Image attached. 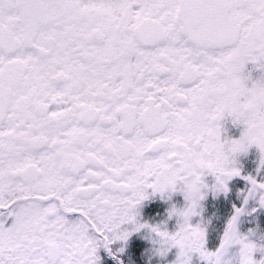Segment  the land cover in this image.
Instances as JSON below:
<instances>
[{"label": "snow or ice", "instance_id": "snow-or-ice-1", "mask_svg": "<svg viewBox=\"0 0 264 264\" xmlns=\"http://www.w3.org/2000/svg\"><path fill=\"white\" fill-rule=\"evenodd\" d=\"M248 62L264 67V0H0V264H95L148 189L187 199L211 172L226 190V116L244 126L232 154L264 153V94L235 104ZM241 211L215 250L191 224L174 246L231 264L238 244L257 264L226 244Z\"/></svg>", "mask_w": 264, "mask_h": 264}, {"label": "flooded vegetation", "instance_id": "flooded-vegetation-1", "mask_svg": "<svg viewBox=\"0 0 264 264\" xmlns=\"http://www.w3.org/2000/svg\"><path fill=\"white\" fill-rule=\"evenodd\" d=\"M264 72L256 65L248 62L245 65L244 74L247 78L241 79L238 97L235 101L236 107L242 111H248L257 107L261 95L254 79ZM231 87V80H225L222 88ZM87 91L81 90V94ZM222 137L236 139L243 131V125L233 124L231 117L226 116L221 122ZM260 151L255 144L249 145L246 150L237 152L232 156V166L239 168L240 175H234L225 181L226 190L221 189L213 192L211 189H201L202 195L197 204V212L189 218V223L199 225L204 230V247L209 251L215 250L222 239L223 232L228 220L233 216L236 208H242L236 219V228L239 233L248 237L253 242L264 245V206L259 205V193L255 196H248L245 200L249 181L244 176H254L257 181L264 182V165L259 164ZM206 185L216 182L211 172H205L201 177ZM178 182L175 190L165 193L152 192L148 189V195L135 207L134 212L137 220L144 225H159L161 230L175 232L177 229L178 217L169 215L168 209L173 205L182 208L188 202L185 193L181 190ZM123 227H126L125 225ZM149 236V228L141 227L129 231L125 240H112L107 247L100 244L95 251V264H172L176 259L178 248L172 246L163 256L151 255L148 250L155 245L154 240L158 239L156 233ZM264 257V246L253 252L254 259ZM226 258L231 264H238L239 245L233 244L226 253ZM189 264H206L198 253H191Z\"/></svg>", "mask_w": 264, "mask_h": 264}, {"label": "clouds", "instance_id": "clouds-1", "mask_svg": "<svg viewBox=\"0 0 264 264\" xmlns=\"http://www.w3.org/2000/svg\"><path fill=\"white\" fill-rule=\"evenodd\" d=\"M257 67L260 68L261 70H264V67H261L259 65H257ZM246 78L247 77L244 74H241V79H246ZM254 83L259 90L264 92V72H262V74L260 76H258L257 78L254 79ZM225 140L227 142V147H225L224 149L221 150V157H222V162L225 164V166L230 167V166H232V156H233V154L230 152V148H231V141L233 139L225 138ZM236 140H243L242 135L240 134V136L238 138H236ZM225 156L227 157L226 160L223 159ZM259 164L264 165V153H261V152H260V156H259ZM203 189H211L213 192L221 190L219 185L216 182L212 185H206L205 184ZM168 191H170V190H165L163 193L168 192ZM183 191L187 192V189H183ZM154 192H159V191H154ZM148 194H149L148 191H145L144 197H146ZM201 194H202L201 190L195 194L188 193V198L186 199L188 203L184 207L178 208V207L173 205L172 207H170L168 209L169 215H175L176 217L179 218L178 222H177V229L175 232L170 233L166 230H161L159 225L141 224L137 220L135 212H134L133 219L131 221H129L127 224H125L126 227H123L121 232L116 234L118 236V238H116L114 240L123 241L127 237L129 231H134V230L141 228V227L149 228V236H148L149 239H151V233L157 234V231H159L161 233H168L167 237H165L164 235H158L159 238L153 241L155 246L148 250L149 256H151V255L163 256L168 251V249L170 247L174 246V243L172 240V236L174 235V233L182 231L186 225L190 224L189 218L192 215L196 214L197 204H198V201L200 199L199 197ZM262 195H264V194H262ZM193 201H195V202H193ZM259 205L264 206V203L261 202L260 197H259ZM238 216H239V214H237V217ZM192 226L193 227H199L200 229H203L199 225H192ZM234 235L242 236L248 243L253 245L254 250H256L259 247L264 246V245H260V244L253 242L252 240L248 239V237H246L245 235H242L241 233L237 232L236 219L232 222L231 225H229L227 227V234L225 237L226 244L231 241V239ZM101 244H103V243H101ZM223 252H224V248H221L220 250H218V252L213 254V258L216 260H219L220 256L223 254ZM190 255H191V253L187 249H184V250L178 249L177 257L172 262V264H187ZM240 259H243V257H240ZM257 264H264V257L259 259Z\"/></svg>", "mask_w": 264, "mask_h": 264}]
</instances>
